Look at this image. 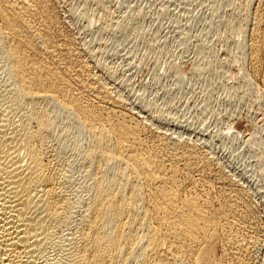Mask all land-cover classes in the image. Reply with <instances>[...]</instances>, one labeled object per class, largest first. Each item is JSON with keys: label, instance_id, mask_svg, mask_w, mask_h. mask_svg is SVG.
<instances>
[{"label": "bare ground", "instance_id": "bare-ground-1", "mask_svg": "<svg viewBox=\"0 0 264 264\" xmlns=\"http://www.w3.org/2000/svg\"><path fill=\"white\" fill-rule=\"evenodd\" d=\"M243 1L230 22L256 72L264 3L249 16ZM64 20L54 0H0V264H251L244 187L197 143L153 129L156 107L130 106L95 41Z\"/></svg>", "mask_w": 264, "mask_h": 264}, {"label": "rangeland", "instance_id": "rangeland-1", "mask_svg": "<svg viewBox=\"0 0 264 264\" xmlns=\"http://www.w3.org/2000/svg\"><path fill=\"white\" fill-rule=\"evenodd\" d=\"M54 1L80 45L95 41L91 47L115 74L108 81L118 94L136 110L140 101L152 103L164 117L153 120V129L197 143L244 187L260 239L251 264H264V54L252 71L230 22L236 0H103L104 9L84 0ZM252 1H243L249 16L264 3ZM95 14L99 20L90 17Z\"/></svg>", "mask_w": 264, "mask_h": 264}]
</instances>
